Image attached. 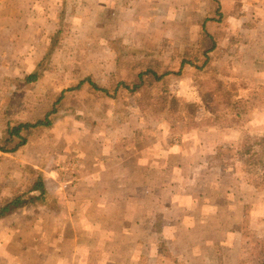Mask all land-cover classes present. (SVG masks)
<instances>
[{
    "label": "rangeland",
    "instance_id": "obj_1",
    "mask_svg": "<svg viewBox=\"0 0 264 264\" xmlns=\"http://www.w3.org/2000/svg\"><path fill=\"white\" fill-rule=\"evenodd\" d=\"M133 1L131 13L136 8L142 10V20L135 27L150 36L147 44L142 36L120 43L109 42V37H90L91 27L80 20L95 15L81 13L67 21L61 4L53 0L33 1V21L25 17V8L16 14L0 0V97L18 98L3 104L1 135L7 121L9 128L21 122L33 124L39 113L43 120L55 111L52 128L35 135L39 136L52 131L59 117L66 119L71 111L82 135L62 136L63 147L70 150L66 157L77 159L61 163L73 164L79 159L108 168L104 174L108 179L98 181L93 189L100 199L94 210L88 207L90 213L82 208L76 214L58 213L53 220L43 217L51 212L38 210L37 228L12 233L13 238L27 233L24 254L34 255L30 262L18 264H74V254L81 249L76 264H262L250 254L263 250L256 239L264 240V174L249 171L239 154L249 139L264 136V1L161 0L159 4V0H149L146 5H141L144 0ZM167 1L177 14H165ZM102 6L105 4L96 6L99 21L91 22L109 31V15H100ZM170 15L174 22L182 21L181 32L189 33L187 38L159 34L165 29L161 18ZM207 32L213 40L205 37ZM214 43L212 61L204 66L203 54ZM119 50L131 57L149 51L166 61L167 67L177 63L176 71L182 65L178 64L182 55H192L195 59L191 61L199 69L185 64L181 77L170 75L161 82L153 81L151 87L134 95L120 87L114 97L122 82L130 86L139 83L138 72L119 68ZM35 73L40 74L39 80L25 83ZM59 97L63 98L57 102ZM30 104L33 108H25ZM20 112L31 120H16L14 116ZM113 128L119 132H112ZM8 139L13 141L8 149L19 143ZM157 145L166 155L162 160L168 163L162 177L178 175L173 177L175 182L169 178L162 184L161 193L153 194V189L160 190L152 181L154 173L126 182L109 179V158L116 149L134 148L125 157L135 159L139 167L146 160L140 151ZM74 146L79 149L71 154ZM2 163L0 188L5 186L7 178H3L10 168L9 162L4 168ZM202 168L204 178L199 174ZM13 173L10 169L8 174ZM24 173L25 168L15 171L17 176ZM63 174L68 182L61 186L62 191H85L73 180L71 171ZM19 185L16 182L13 187ZM154 203L156 206H151ZM131 220L140 223L132 226ZM61 225L64 228L57 230ZM42 226L46 238L40 233ZM37 236L42 243L36 242ZM55 251L53 257L40 255ZM158 255L163 261H157Z\"/></svg>",
    "mask_w": 264,
    "mask_h": 264
},
{
    "label": "crops",
    "instance_id": "obj_2",
    "mask_svg": "<svg viewBox=\"0 0 264 264\" xmlns=\"http://www.w3.org/2000/svg\"><path fill=\"white\" fill-rule=\"evenodd\" d=\"M34 0H4L6 2V6L10 8L11 12H14L16 14H21L20 11L25 8L26 15L25 17H28L33 21L32 16V8ZM144 0V2H141V5L148 4ZM159 0V4H160ZM173 1V0H172ZM264 1V0H260ZM53 2H56L57 4L60 3V7L62 8V14L66 17V20L69 21L73 18V16H76L78 14H90L95 15L93 18L87 19H81L80 21L83 22L82 25L85 26V24L88 25L89 29V36L90 37H109V42L116 43L115 41L119 40H125L129 39L131 37L138 38L142 36L143 44L149 43L150 36L145 34L143 35L141 32H138L139 28L136 29V24L142 20L141 18V9H135L134 13H131V8L134 7V1L133 0H53ZM102 2V3H100ZM105 4V6H102L100 8H103V12L100 15L107 14L109 15V31L104 27L103 28H97L95 25L91 22H98L99 21V12L96 9V6H101L102 4ZM97 4V5H96ZM90 7V8H89ZM175 6L167 1V10L165 12L166 15L170 12L172 14H177V10L174 8ZM75 12H71V11ZM163 10V8H162ZM71 13V14H70ZM129 14L131 17H128ZM170 17L166 18L163 17L161 20L163 21V24L165 25L164 31H159V34H163V36L166 35H175L177 37H185L187 38L189 33L183 34L181 32V22L182 21H175L171 19ZM155 17V16H154ZM153 17V18H154ZM152 18V19H153ZM152 19L148 20L150 22ZM72 21V20H71ZM50 22H53L50 20ZM28 24V23H27ZM181 24V25H180ZM145 23L142 22L141 26H144ZM184 26V25H183ZM19 28H23L22 25L18 26ZM26 28V27H25ZM70 28V27H69ZM23 30H25L23 28ZM174 30V31H172ZM107 32V33H105ZM180 32V33H179ZM153 34V33H151ZM21 50V49H20ZM19 50V51H20ZM18 51V52H19ZM121 72L119 73V75ZM118 75V74H117ZM14 99H18L17 97H0V112L3 113V104L5 101L11 102ZM25 100L29 101V97H25ZM25 108H33L32 104L29 106H25ZM69 116L65 119V117H59V121L55 125L54 129L49 132H41L39 136L32 137L29 139L28 144L21 149L20 151L13 154H1L2 163L1 166L6 167L8 162L10 165V169L14 171L13 174L5 175L3 180L5 178L9 180L17 179L20 180L22 178V175L17 176L15 175V171L22 170L25 168V166H31L36 170H40V173L43 176V182L45 185V188L47 192L54 196L56 199L59 197L62 201L57 202L56 207L53 208L54 211L48 210V206H39V207H27L24 209H19L15 212H12L9 216L0 219V259L3 263L0 264H18L20 261H29L33 259L34 255L30 254H24L25 246L23 245V242H28V239L26 238L27 233H24L22 237L13 238L12 233L16 231V233H19V229H25V231L28 230H34L38 226V219L39 213L38 210L45 209L48 212H51V215L43 216V217H49L50 219H56L58 217V213L62 214L64 212H67L69 214H76L81 211L82 208L85 209L86 212L90 213L89 209H95V207L99 204L100 197L97 196V193L93 190L95 188V185L99 182H102L104 180H107V175H104L108 168L104 164H100L99 162H95L96 165H93L94 163H86L84 164L83 161L77 160V163L73 164H66L61 163L62 160L70 159L73 157H66L67 154H70L69 151H66L65 147H63V141L62 136H68L70 134H75L76 132L79 133V135H82V130L79 129V124L75 118V114L69 111ZM1 113H0V140H1ZM14 118L16 120L20 121H28L31 120L28 116H25L24 113L20 112V115H15ZM37 120H42V116L39 113L37 116ZM119 132L118 130L112 129V132ZM47 134V137L45 138V135ZM215 138V136H213ZM123 144V143H122ZM120 144V145H122ZM65 146V145H64ZM117 146V145H116ZM220 148H222V145H218ZM79 149V146H74V152L71 151V154L76 153L75 151ZM135 150L134 148H129L122 146L121 148H118L115 150V152L111 155L109 158V179L111 180H118V181H130L135 178H139L141 175H145L147 173H154L155 175L152 178V181L156 185H160V190L153 189V194H157V192H162L163 189H161V186L163 183H167L169 178H173L174 175H177L176 173H170L169 175L162 174V171L167 168V164L164 160H162L163 157H166L165 153H162V148L157 145L154 146L153 149L149 150H141L140 156H145L146 160L143 161V164H140V166L136 167L135 159H128L125 157V155L129 152ZM172 151V150H171ZM200 152H202L200 150ZM119 157V158H118ZM121 157H123L121 159ZM52 158V165L50 168L48 167V163L50 162V159ZM77 159V158H76ZM75 157L71 160H76ZM200 162H204L203 158L199 159ZM58 164H61L62 167H57ZM166 165V166H165ZM202 165V164H201ZM117 166H120L119 169ZM48 167V168H47ZM198 166H196L197 168ZM171 169V167H169ZM175 169V168H173ZM203 169V168H202ZM48 170V171H47ZM68 171H71L70 175H73V180L78 182L80 186H82L85 191L82 192L80 190L79 192H73L71 190L68 191H62V187L67 186V176L63 173H67ZM174 171V170H173ZM57 172H61V174H57ZM204 172H199V174L204 178ZM23 174V173H22ZM11 175V176H10ZM178 176V175H177ZM116 178V179H115ZM6 179V180H7ZM174 181V178H173ZM1 182V181H0ZM175 182V181H174ZM177 184V182H176ZM171 189V188H170ZM158 190V191H157ZM165 191H168L164 189ZM133 190H129V196H132ZM83 193V194H81ZM63 194L65 196L63 197ZM9 196V190L5 186L1 185L0 188V208L3 206V204L6 202L7 197ZM57 196V197H56ZM68 197V199H67ZM93 199V200H92ZM124 200V197L122 198ZM133 200V198H129V200ZM149 199V198H148ZM64 200V201H63ZM67 201V202H66ZM127 201V202H128ZM162 201L159 204H161ZM107 206L109 203L106 204ZM84 206V207H83ZM151 206H156V203ZM162 206V205H161ZM87 208V209H86ZM78 209V211H76ZM45 212V211H44ZM163 212L160 210V213ZM140 218V217H139ZM75 220V219H72ZM132 223V226H134L135 220L130 221ZM46 223V219H43V226ZM140 222L137 221L136 225ZM43 226L40 230L41 235L46 238V235L44 236L43 233ZM60 228H64V225H61V227H58L57 230L61 231ZM11 237V238H10ZM39 237V236H37ZM27 239V240H26ZM36 242H43V239L40 237L36 240ZM59 242V241H57ZM59 244V243H58ZM41 244H38L40 246ZM77 246L79 244L77 243ZM59 245H57V251L59 249ZM79 249V248H78ZM12 251V252H7ZM16 251V253H14ZM43 252V249L41 250ZM57 251L46 253H40V255L45 257H53L57 255ZM81 254H83L82 249L79 251V254H74V264H76V261L79 260ZM85 254V253H84ZM37 256H39L38 253H36ZM223 259H220L219 261H222ZM226 260V259H224ZM27 261V262H28ZM157 261H163L160 256H157ZM215 261V259H214ZM26 264V263H25ZM194 264H203L201 261H197Z\"/></svg>",
    "mask_w": 264,
    "mask_h": 264
},
{
    "label": "trees",
    "instance_id": "obj_3",
    "mask_svg": "<svg viewBox=\"0 0 264 264\" xmlns=\"http://www.w3.org/2000/svg\"><path fill=\"white\" fill-rule=\"evenodd\" d=\"M205 22L207 23V20ZM211 36L212 35L209 32L205 34L207 39L210 38L213 40V36ZM115 42L120 43L122 41L119 40ZM215 45L216 44L214 43L212 49L204 52L203 56L206 58V63L204 66H208L212 61L210 54L212 50H214ZM117 54V63L119 68L132 69V71H135V73L138 72L137 78L139 79V83L130 86L127 82H122V84L115 90L114 97L116 96L120 87L126 88L134 95L144 88L151 87L153 81L161 82L165 77H170V75L181 77L182 74H180V72L182 71L185 64L195 66L196 69H199L197 63L191 61V59H195L192 55H182V60L178 62L179 65H182H180L179 71H176V68L174 67L177 63L167 67L165 65L166 61H160L149 51H145L142 56L133 55V57H131L129 53H126L124 50H119ZM39 78L40 74L35 73L28 76L25 80V83L29 84L32 82H37ZM62 98L63 97H59L57 102L61 101ZM54 113L55 111L48 113L43 120H37L33 124L29 122H21L16 123V126L10 128L9 121H7V129L2 132V139L0 140V161H2L1 154H15L25 147L28 144L29 139L37 135V133L44 129H51L53 126L51 116ZM10 137L19 141V143L16 144L13 149L7 148V145L13 142L11 139H8ZM239 155L244 159V167L249 169V171L256 172L261 170L264 174V136H257L255 138L249 139L246 147ZM30 179L31 181H29ZM10 181L12 182L10 183L9 179H7L5 182V185L8 186L11 191L9 192L6 202L0 208V219L9 216L12 212L27 208L29 206L36 208L45 205L50 209L56 207L57 199L47 192L43 182L42 174L33 167L26 166L25 173L20 180L17 181V179H13ZM16 182L20 183L17 188L13 187V184ZM18 191L21 193H18ZM245 236L250 237L246 234ZM256 240V244L261 246L263 249L262 253L260 252V254L258 253L256 255L250 254V257L257 256L259 257L262 264H264V240Z\"/></svg>",
    "mask_w": 264,
    "mask_h": 264
}]
</instances>
